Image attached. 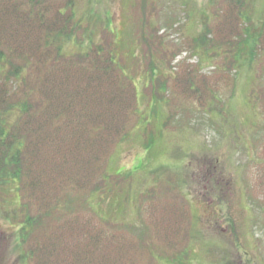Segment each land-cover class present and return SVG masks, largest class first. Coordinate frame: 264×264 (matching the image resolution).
Wrapping results in <instances>:
<instances>
[{
  "label": "rangeland",
  "instance_id": "rangeland-1",
  "mask_svg": "<svg viewBox=\"0 0 264 264\" xmlns=\"http://www.w3.org/2000/svg\"><path fill=\"white\" fill-rule=\"evenodd\" d=\"M17 1L0 0L5 36L14 24L5 15ZM25 1L23 13L30 8ZM38 1L43 2L36 9L35 37L38 9L48 10L50 19L60 5ZM230 3L72 0L81 26L67 53H79L92 41L112 42L136 86V113L104 164L98 191L82 196L85 208L69 216L84 217L85 227L39 231L31 244L19 206L25 201L16 187L2 185L0 264H38L33 251L40 241L41 264H71L53 258V232L65 236L68 252L89 249L98 264H264V50L254 48L251 37L241 40L240 28L239 36L229 37L224 20L240 10ZM240 5L249 19L240 21L242 30L257 37L264 0ZM221 30L231 42L219 39ZM94 90L97 116L113 119L119 132L125 121L117 116L119 101L114 116L106 118L104 89L96 83L83 90L86 110L85 96ZM173 242L179 243L177 250L165 247Z\"/></svg>",
  "mask_w": 264,
  "mask_h": 264
},
{
  "label": "trees",
  "instance_id": "trees-1",
  "mask_svg": "<svg viewBox=\"0 0 264 264\" xmlns=\"http://www.w3.org/2000/svg\"><path fill=\"white\" fill-rule=\"evenodd\" d=\"M56 1L60 5L50 19L48 10L38 9L41 17L38 37L33 34L36 9L43 2L38 0H26L30 8L24 13L21 0L12 5L5 16L14 24L7 29L8 36L0 33V190L2 185L14 186L19 198L25 201L19 206L22 204L20 209L27 218L24 232L28 233L27 241L31 244L36 243L39 231L88 224L84 217L70 219L69 216L85 208L86 199L82 201V196L98 191L104 164L115 145L127 136L125 126L137 109L136 86L118 62L117 47L112 42L102 46L92 41L79 53H67V44L80 29L81 22L76 18L72 0ZM240 1L230 3L240 8L239 15L233 16L231 11L229 21L224 20L229 37L231 33L239 36L241 29L240 39L251 37L254 48L260 46L264 50V25L257 37L253 38L248 30L245 34L241 22L249 19ZM222 32L218 33L221 41L226 39ZM231 38L226 40L231 42ZM247 43L248 40L243 45ZM91 83L104 89L106 118L114 116L113 107L118 99L117 116L125 119L119 124V132L113 119L97 116L95 90L85 96L86 110L83 90ZM186 215L189 216L188 210ZM52 220H59V225L52 224ZM53 235H56L53 258L65 257L71 264L99 263L89 249L77 247L68 252L70 246L65 236L58 232ZM92 239L90 236L88 248L93 244ZM94 240L95 245L100 243ZM37 245L32 251L35 261L41 264L39 258L45 251L41 241ZM178 248L175 242L168 246L172 251Z\"/></svg>",
  "mask_w": 264,
  "mask_h": 264
}]
</instances>
